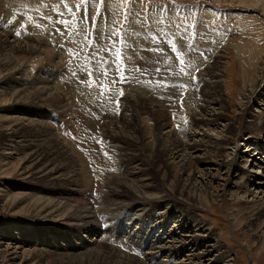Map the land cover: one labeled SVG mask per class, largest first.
<instances>
[{
    "label": "rangeland",
    "instance_id": "rangeland-1",
    "mask_svg": "<svg viewBox=\"0 0 264 264\" xmlns=\"http://www.w3.org/2000/svg\"><path fill=\"white\" fill-rule=\"evenodd\" d=\"M78 6L81 11H76ZM68 8H71L73 12L69 13ZM84 10H87V20L83 19ZM129 25L131 26L129 27ZM0 28L3 40H7L3 41L5 44H3V55L1 57L14 61L16 66L26 67L25 76L23 77L33 83L37 81L36 79L40 75L47 76L44 72L48 71L49 78L51 80L53 78L51 81L53 91H56L55 89L59 87L63 90L59 94L60 97L62 96V100L68 105L73 104L75 110L66 111L65 109L66 114H63V112L57 113V111L52 112L51 107L54 105L51 103L50 113L45 112L41 118L38 115L31 116L43 120L53 135L58 137L72 154L77 168L76 181L80 185L87 177L92 187H98L108 178L111 177L109 179L111 182L114 176L119 175V173L113 172L117 165V163H114V157L117 158V153L112 151V145L108 144L110 139L104 141L103 133L106 134V128L115 126V124L120 125L125 106H131L134 110L139 111V115L143 117L139 119L144 121L143 125L146 126L151 136V142H153V136H157L159 128L153 126L156 116L151 110L148 112L145 107L149 108L150 104L155 106L160 105V103L153 99L148 100L146 94H143L142 87L148 84L153 86L152 77L154 75L159 76L157 73L162 69L159 65L163 63L162 58H164V63L168 59L172 75L177 72L176 78L184 77L186 80L193 74L194 79L197 76L193 81L194 85L198 84L199 81L197 80L199 78L204 83L198 90L199 92L195 91L196 87L191 86L189 80L185 81L186 83L183 85H180L181 83L176 79L164 83L166 87L162 85V87L169 88V84L177 82L180 87L182 86L179 88L181 91L180 96L176 94L171 98L174 100H171L173 105H176L174 102H176L177 96L180 98H178L179 106L174 105L175 111L172 110L174 117L178 121L182 120V126L188 127L191 132L193 130L194 133L196 131L206 132L208 135L220 138L221 134L226 132V125L229 124L228 118L226 117L216 124H204L197 118L196 113V111H200L198 102L202 103V100L206 98L203 87L214 78L216 80V77L213 78L214 63H217L216 59L219 60L217 64L221 81L218 82L220 89L218 98L221 99L219 98V105H215V109L219 111L223 108L224 111L229 112L236 109L235 113L240 112V115H237L240 121L238 125L235 122V126H231L232 129L229 131L228 136L231 140L232 135L235 133L236 144H233V150H230L231 157L234 155L236 163L242 167L237 169L239 165H234L227 176L225 168H221L219 171L215 165H199L200 171L194 172L193 175L197 180H202L203 184H199L197 189L201 190L199 196L207 200L203 199L204 201L199 200L191 203L183 198V201H181L182 206L181 202L175 206L179 211L169 215L164 228L152 230L146 226L142 231L129 235L126 231L113 232L111 225L108 223L111 221L100 220L99 225H103V227L98 229V232L82 229L75 231L73 234H68L65 231L67 226L62 225L56 228V231L51 230L53 233L50 236H48L49 234L38 236L28 244L23 243L16 253L7 255L8 261L4 264H20L23 258L22 251L32 250L33 247H38L42 252L56 249L57 252L62 253L57 255L62 257L68 256L66 255L68 253L75 256L73 259H65L62 264H92L90 263L92 258L88 259L87 254L94 251L98 244L113 246L120 256L132 255L139 258L145 252L156 249L154 247L157 244L155 239L159 238L160 235H163L166 240H176L177 238L192 237L195 234H203L209 238V241L200 243V250L211 252L209 256L204 257V264L210 262L212 264H264V253L259 250L262 240L260 227L264 226V220L257 227L255 223L252 224L251 220L247 218V207L251 204V200L264 201V150L261 152L256 149L255 152L249 151L247 143L252 141L250 142L247 138L249 133L245 129V124L250 123L248 121L250 118H254L255 122L264 115L263 112L262 116H258L264 107V97L261 96L264 74H260L261 79L255 84L258 90L255 91L251 103L246 99L248 104L246 110L243 111L241 109L243 105L237 104L241 99H244L245 92H247L244 90V85L247 84L251 65L259 58H261V61L264 60V0H0ZM129 28H134L135 32H129ZM163 28L164 32L162 34ZM113 33H116V35H113ZM170 34L171 36L168 38ZM129 40L134 42L149 41L154 46H144L145 48L142 47L143 50H140L137 48L138 44L134 43L133 48L127 49ZM162 41H165L170 53H164L163 55L159 46ZM131 50L137 52L139 56L134 59L129 58L130 54L133 55ZM183 50H186V52ZM191 52L194 54V60L190 59ZM176 54L177 57L181 55L178 58H182L185 54L186 60L178 59ZM168 56H171L173 60ZM172 61H174V64ZM66 64L68 67H65ZM130 65L132 68H130ZM0 66V76H3L6 71H4L2 64ZM72 67L77 73L71 71ZM80 69L83 71L78 76ZM88 71L91 76H89ZM114 71L117 76L116 80L113 79L115 76ZM132 71H135L138 76L133 75ZM104 74L106 75L101 76ZM99 76L102 78L99 79ZM129 78L132 79L129 80ZM130 82H133L136 88L130 86ZM3 85L4 83L0 84V93H2L0 94V117L2 116L0 156L4 158L6 154V161H10V163L6 167H0V184L2 182L3 189L6 187L14 192H25L27 186H35L34 181L39 179L34 178L32 180V177L28 178V174L26 175V170L23 172L22 168H26L28 163L25 162L26 158L22 159L20 153H17L19 155L11 154V156L6 153L7 136L5 133L7 131L5 132L4 120L7 116L8 111L6 110L10 104L11 95L3 91ZM133 91L136 92L133 93ZM139 91H142V95ZM157 91L158 87H154L152 90L153 94L158 97L160 93ZM137 95L139 98H134ZM60 97L58 98L61 99ZM99 100H102L101 104H98ZM93 101L96 103H92ZM141 102L145 103L141 104ZM194 102L195 104H193ZM185 105L190 107L187 106L186 108ZM193 106L197 110L193 109ZM104 107L107 108L106 114L110 113L112 117L111 115L106 118L100 116L104 112ZM188 108H191L190 111ZM96 111L101 112L97 113ZM179 111L181 112L177 113ZM188 113H192L196 117L193 122L185 121ZM190 127L196 129L192 130ZM168 129L169 127L163 129L162 132L164 133ZM101 131L103 133H100ZM258 134L255 138L256 144H259L258 142L264 143V134ZM191 137V141L196 138L193 134H191ZM254 146L257 147V145ZM180 153L185 155L182 152ZM203 153L204 151L201 149L193 151V155H203ZM156 155H158L157 158L161 157L159 156L161 152H157ZM19 160L21 169L19 166L17 168L15 166V170L14 163L16 164ZM177 160L169 161H172L170 163L171 172L174 171ZM143 163L146 164L144 161ZM148 170L151 177L154 171L151 168H148ZM141 175L143 176V173ZM226 177L229 178L230 182L228 184L230 185H225ZM244 180L250 193L249 191L239 192V189L235 187L239 181ZM155 183L159 184L160 187L162 186V188L164 187L158 181H155ZM202 191L205 193H202ZM236 191L238 194H235ZM210 192L223 194V196L220 199L219 197L215 199L210 197ZM4 196H0V199H4ZM233 196H237V198L233 200ZM167 197L170 196L167 194ZM2 203L0 202V223L7 217H14V222L22 223L24 231H33L32 226L35 222L25 223L21 220L24 212L18 214V212L7 208V206L6 208L3 207ZM102 203L104 205L105 202L102 201ZM196 223H200L204 227V231H200L198 226H195ZM172 230H175L176 235L170 237ZM0 241L2 242H0L1 253L6 254L7 252L4 251L7 249L8 253L14 250L11 246L16 245L14 242L16 240L4 236L2 239L0 238ZM123 243L127 245L120 247ZM185 252L184 255L180 254L177 259L185 258ZM9 257H14V259L10 260ZM170 257L171 255L167 252H162L158 260L165 261ZM215 257H217V260L215 262L211 261ZM1 258L0 255V260ZM58 260H62V258H49L47 261L52 264ZM0 263L2 264V262Z\"/></svg>",
    "mask_w": 264,
    "mask_h": 264
},
{
    "label": "bare ground",
    "instance_id": "bare-ground-1",
    "mask_svg": "<svg viewBox=\"0 0 264 264\" xmlns=\"http://www.w3.org/2000/svg\"><path fill=\"white\" fill-rule=\"evenodd\" d=\"M130 26L131 25H129V27ZM131 28H129L128 31L135 32V29ZM164 28L162 29L161 33L164 32ZM131 34L133 35L134 33ZM169 36H171V34L168 35V38H170ZM190 36H192V34H190ZM2 37L3 36L0 28V64L3 65L4 71H6L3 76H0V84L2 85V83H4L3 91L8 92L11 95V101L6 110L8 111L7 116H5L4 120L6 127L5 132L7 131L5 133V135L7 136V144L5 150L6 153L10 156L11 154L20 153L22 159L26 158L27 160H25V162L27 161L28 166L26 168H22L23 172L26 170V175L28 174V178L32 177V180H34V178L39 179L38 181H34L35 186H27V191L19 193L9 190L6 187H4L3 189L2 182L0 184V196L5 195L4 199H0V202H3L2 206L5 208L7 206V208H11L12 210L18 212V214L24 212L23 216H21V220L25 223L29 221L35 222L33 223V231L31 232L28 230L24 231L22 223L19 224L14 222V217H7L3 222L0 223V238L2 239V237L6 236L9 237V239L16 240L14 241L16 245L11 246L14 248L13 251L8 253L9 251L7 249L6 251H4L7 252L6 254L0 252V255L2 257L0 262H2V264L8 261L7 255L16 253V251L22 247L23 243L28 244L30 241H33V238L38 236H45L47 234H49L48 236H50V234L53 233L51 230L54 229V231H56V228H59L62 225L67 226V230L65 231L68 234H73L75 231L82 229H88L89 231L92 230L93 232H98V229H102L103 227V225H99L100 220L111 221L108 223L111 225L113 232L116 233L119 231H126L127 233H129V235L135 234L138 231H142L143 228H146V226H148V228L150 227L152 230H156L157 228H164L169 215L179 211L178 208H175V206H177L176 204H178L179 202L183 201V198L191 203L205 199L199 196L201 195V190L197 189V186L199 184L202 185L203 182L201 179L197 180V178H195L193 175L194 172L200 171L198 168L199 165H215L216 169H219V171L221 168H225V173L227 174V176L234 165H239L238 163H236V157L234 155L233 157H231L230 151L232 147H234L233 144H236L234 138L235 133L232 135L231 140L228 134L232 129L231 126H235V122L238 125L240 119L239 117H237V115H240V112L235 113L237 111L236 109L232 110V112L224 111L223 108L219 109V111L215 109V105H219L218 103L220 102V97L218 98L220 94L218 82L221 81V78H219L220 73L218 72L219 69L217 64L219 60L216 59L217 63H214V73L211 69L213 78L216 77V80L214 78L203 87V93L205 94L206 98L202 100V103L198 102V109H200V111H196V113L198 116L197 118L200 119L204 124H216L218 123V121L223 120L226 117L228 118L229 124L226 125V132L221 134L220 138L217 136L208 135L206 132H200L196 130V132L194 133L193 129L196 128L192 129V127H190L193 130L191 132L188 127L182 126V120L178 121L174 117L172 110L175 109V104L173 105L171 103V100H173L171 98L176 94L180 96L181 91L179 90V88L182 87H180V85H183L184 83H186L185 81L189 80L191 81V86L196 87L195 91L197 92L198 90H200L201 86L204 83L202 82V79L199 78V80H197L199 81L198 84L194 85L193 81L197 78V76L194 79L192 77L193 74H191L192 72H189L191 75L186 80L184 79V77L176 78L175 75L177 74V72L172 75L169 68L168 59L167 62L164 63V58H162L163 63L159 64L162 69L159 73H157L159 74V76L153 74L154 76L152 77L151 82L153 86L148 84L142 87L144 91L143 94H146L148 100L153 99L154 101L156 100L160 103V105H155L158 108L151 104L149 108L145 107L148 112L151 110L156 116V121L153 123V126L159 128V130L157 131V136L154 135L153 142H151V136L149 135L146 126L143 125L144 121H140L139 119L140 117H142L139 115V111L134 110L131 106H125L120 120V125L115 124V126L113 125L112 127L106 128L105 132L108 136L102 131L100 132L103 133L105 142L110 139L108 144L112 145V151L117 153V158L114 157V163H117V165L114 168L113 172L119 173V175L114 176V179H112L111 182L109 181L111 177L108 178L98 187H92L87 177L80 185L76 181L77 168L72 154L68 151L67 148H65L64 143L61 142L58 137L53 135L52 131L48 128L47 125H45L46 123L43 120H38V117L36 119L35 117L31 116L38 115L41 118L44 116L45 112L50 113L51 111H57V113L63 112V114H66L67 110H75V108H73V104H69V106L65 103L64 100H62V96L60 97L59 94L62 93L63 90H61L56 85L55 87L57 88L55 89L54 87L56 91H53V87L51 86V81L53 80V78L52 80L49 78L48 71L44 72L45 75L48 76V78L47 76L40 75L39 78L36 79L37 81L33 83L27 81L23 77L25 76L24 72L26 67L16 66V63H14V61H11L7 58H2V50L4 48L3 44H5V42L3 41H7L5 39L3 40ZM165 38L167 41L166 36ZM127 43V49L133 48L134 43L138 44L137 48H139L140 50H143L141 48L144 46H154L152 42H145L141 40L136 42L129 40ZM159 46L163 55L164 53H170V51H168V47L165 44V41H162V44H159ZM183 51L186 52V50ZM132 52L133 55L130 54L129 58L134 59L136 58V56H139L137 55V52ZM179 56L181 55H178V57ZM176 57L174 58V60L176 59ZM169 58L173 60L171 56ZM178 59L186 60V55L184 54L182 58ZM190 59L194 60V54L192 52L190 54ZM65 61L67 62V60ZM69 62L71 61L69 60ZM172 63L174 64V61H172ZM258 64L261 68L260 70L258 69ZM65 67H68L67 64ZM72 68L73 69H71V71L73 70L74 72H76L74 67ZM130 68H132L131 65ZM81 71L83 70L80 69L78 71V76L81 74ZM114 73L115 76L113 77V79L116 80V72L114 71ZM132 74L136 77L138 76L135 71H132ZM250 74L248 75L247 84L244 85V90L247 91L245 92V95L243 97L244 99H241L237 103L241 106L243 105V108H241L243 111L248 107L246 99L251 103L255 91L258 90L255 84L259 79H261L260 74H264V60L261 61V58L256 60L251 65ZM105 75L106 74L101 76ZM100 78L102 77L99 76V79ZM130 79L132 78H129V80ZM174 79H176L181 84L179 85V83L171 81L173 84H169L170 87L165 88L166 84L164 83H167V81ZM129 85L135 87L133 85V82H130ZM162 85H164L165 87H162ZM154 87H158L157 92L160 93L158 97L152 92ZM262 87L261 96L264 97V85ZM135 92L136 91H133V93ZM179 96H177L176 102H174L177 106H179ZM58 97H60L61 99H59ZM134 98L139 97L137 95V97L134 96ZM185 98H187V96H185ZM101 101L102 100H99L98 104H101ZM180 101L182 102V100ZM51 103L54 106L51 107L50 111ZM92 103L95 104L96 102L93 101ZM144 103L145 102H141V104ZM193 104H195V102ZM183 105L184 104L182 103V106ZM188 105L190 104L188 103ZM193 109L196 108L194 107ZM96 112L100 113L101 111ZM180 112L181 111L177 113ZM192 112L194 111L192 110ZM263 112L264 107L261 110V113L258 114V116H262ZM106 113L107 108L104 107V112H102L100 116L105 118L110 117L111 114ZM172 116L174 117V120ZM0 118V126H2V116ZM195 118L196 117L192 113H188L187 117H185V121L193 122ZM248 121L250 123L245 124V129L249 133V137L247 138L250 142H252L247 143V148L250 152H255V149L258 150V152H261L264 150V143L258 142L259 144H256L255 138L257 137L256 134L258 133L264 134V115L262 116V118H260V120L258 119L255 122L254 118H250ZM138 122H140L141 124H139ZM168 127L169 129L163 133L162 130L167 129ZM191 134L196 137L193 141H191ZM254 145H257V147L255 148ZM199 149L204 151L203 155H193V151H198ZM157 152H161V155H159L161 157L157 158ZM180 152L184 153L185 155H182ZM2 154L4 155V153ZM5 155L4 158L0 156V167H6L10 163V161H6L7 157L5 158ZM175 159H178L176 162V167L174 171L171 172L170 163L172 161H169ZM134 160L135 163L133 164ZM143 161L146 162V164H144ZM104 162L106 163V161ZM19 163L20 160L16 164L14 163V168L15 166L16 168L19 166L21 169V163ZM107 163L109 164V162ZM147 163L149 166L147 165ZM148 168H151L154 171L151 177V173ZM240 168L242 167L239 165V168L237 169ZM156 170L158 171L157 173L155 172ZM125 171L128 173H126ZM141 173H143V176L141 175ZM203 174L201 175V178ZM155 181H158V183H162L164 187H160V185L156 184ZM229 182V178L226 177L225 185H230L228 184ZM235 187L236 189H239V192L249 191V189H247L245 180L239 181L237 183V186L235 185ZM203 191L202 193L206 192V190L205 192ZM167 194L171 198L167 197ZM235 194H238L237 191L235 192ZM222 196L223 194H214L213 192H210V197L212 198L217 199V197H219L220 199ZM236 198L237 196H233L232 199L234 200ZM206 200L207 199H205V201ZM102 201L105 202L104 205ZM247 210V218L251 220L252 224L255 223L256 226L259 227L264 220V201L252 199L251 204L247 207ZM195 226H198V229L200 231H204V227L200 223H196ZM260 229V237H262V240L259 246V250L264 253V226L260 227ZM175 235V230H172L169 236L173 237ZM208 239L209 238L207 236H204L203 234H195L192 237L177 238L176 240H166L163 235H160L159 238L157 237L155 239V242L157 244L154 247L156 249L145 252L139 258L132 255L120 256L118 253H116V249H114L113 246L98 244L94 251H90L87 254V257H89L88 259L92 258V261L90 262L92 264H204V257L209 256L211 252L209 250H200V243L209 241ZM114 244L118 245L116 243ZM126 245L127 244L123 243L122 246H119L124 247ZM34 248L35 247H33L32 250L29 251H22L23 258L20 264H50L47 261L49 260V258H62V260H58L52 263L62 264V261H64L65 259H73L75 257L70 255L69 253L66 254L69 257H62L61 255H57L62 253L57 252L56 249V251L49 249L47 252H42L38 247H36L35 249ZM185 251L188 252L186 253ZM162 252H167L168 254H170V259L165 261L158 260V257ZM184 252L186 253V257L183 259L181 258L180 260L177 259L180 254L184 255ZM11 259H14V257H11L10 260ZM216 260L217 257L211 259V261L213 262H215ZM71 262L73 263V261ZM209 264H212V262H210Z\"/></svg>",
    "mask_w": 264,
    "mask_h": 264
},
{
    "label": "snow or ice",
    "instance_id": "snow-or-ice-1",
    "mask_svg": "<svg viewBox=\"0 0 264 264\" xmlns=\"http://www.w3.org/2000/svg\"><path fill=\"white\" fill-rule=\"evenodd\" d=\"M67 10L69 11V13H72L73 12V10L71 8H68ZM76 11H81V9L79 8V6L77 7ZM84 13L85 14H84L83 19L87 20V10H84ZM17 34H19V33H17ZM113 35H116V33H113ZM89 75L91 76V73Z\"/></svg>",
    "mask_w": 264,
    "mask_h": 264
}]
</instances>
